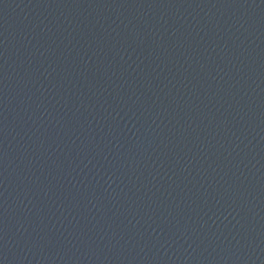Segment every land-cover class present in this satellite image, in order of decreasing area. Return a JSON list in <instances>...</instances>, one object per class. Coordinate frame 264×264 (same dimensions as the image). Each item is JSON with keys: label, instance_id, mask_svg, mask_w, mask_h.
Here are the masks:
<instances>
[{"label": "water", "instance_id": "95a60500", "mask_svg": "<svg viewBox=\"0 0 264 264\" xmlns=\"http://www.w3.org/2000/svg\"><path fill=\"white\" fill-rule=\"evenodd\" d=\"M0 264H264V0H0Z\"/></svg>", "mask_w": 264, "mask_h": 264}]
</instances>
